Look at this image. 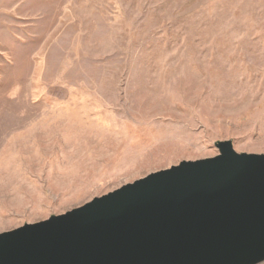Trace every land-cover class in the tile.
Masks as SVG:
<instances>
[{
    "label": "rangeland",
    "instance_id": "rangeland-1",
    "mask_svg": "<svg viewBox=\"0 0 264 264\" xmlns=\"http://www.w3.org/2000/svg\"><path fill=\"white\" fill-rule=\"evenodd\" d=\"M222 141L264 154V0H0V233Z\"/></svg>",
    "mask_w": 264,
    "mask_h": 264
},
{
    "label": "water",
    "instance_id": "water-1",
    "mask_svg": "<svg viewBox=\"0 0 264 264\" xmlns=\"http://www.w3.org/2000/svg\"><path fill=\"white\" fill-rule=\"evenodd\" d=\"M182 161L46 220L0 233V264H259L264 154Z\"/></svg>",
    "mask_w": 264,
    "mask_h": 264
}]
</instances>
